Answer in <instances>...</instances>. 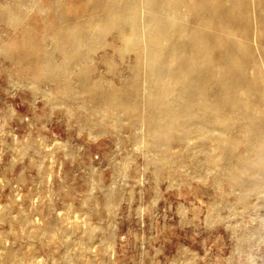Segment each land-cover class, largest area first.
I'll return each mask as SVG.
<instances>
[{"label":"rangeland","instance_id":"obj_1","mask_svg":"<svg viewBox=\"0 0 264 264\" xmlns=\"http://www.w3.org/2000/svg\"><path fill=\"white\" fill-rule=\"evenodd\" d=\"M12 35L0 23V42ZM120 46L111 33L91 54L89 85L131 79L139 62L119 58ZM56 88L19 75L0 51V264H264V166L235 185L239 174L216 164V140L161 155L144 124L115 127L87 96ZM236 133L246 150L259 147Z\"/></svg>","mask_w":264,"mask_h":264},{"label":"bare ground","instance_id":"obj_2","mask_svg":"<svg viewBox=\"0 0 264 264\" xmlns=\"http://www.w3.org/2000/svg\"><path fill=\"white\" fill-rule=\"evenodd\" d=\"M49 1L0 4V23L13 33L0 51L14 60L19 75L46 77L71 99L87 96L115 127L124 119L130 127L144 124L161 155L174 143L202 148L216 140V164L239 174L235 185L244 184V173L260 172L264 0ZM111 33L121 42L114 49L119 58L132 54L139 66L131 67L122 87L89 85L87 62ZM111 59L105 60L109 73ZM73 73L76 87L70 85ZM236 129L255 137L259 147L243 148ZM258 180L264 185V177Z\"/></svg>","mask_w":264,"mask_h":264}]
</instances>
